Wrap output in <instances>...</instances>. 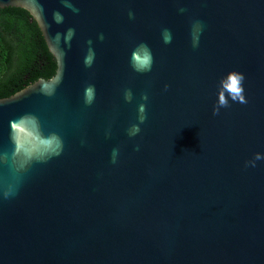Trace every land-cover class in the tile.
I'll list each match as a JSON object with an SVG mask.
<instances>
[{"label": "water", "instance_id": "1", "mask_svg": "<svg viewBox=\"0 0 264 264\" xmlns=\"http://www.w3.org/2000/svg\"><path fill=\"white\" fill-rule=\"evenodd\" d=\"M9 6L57 70L0 98V264H264V0ZM231 71L247 103L214 114Z\"/></svg>", "mask_w": 264, "mask_h": 264}, {"label": "trees", "instance_id": "2", "mask_svg": "<svg viewBox=\"0 0 264 264\" xmlns=\"http://www.w3.org/2000/svg\"><path fill=\"white\" fill-rule=\"evenodd\" d=\"M57 60L31 14L0 7V98L56 74Z\"/></svg>", "mask_w": 264, "mask_h": 264}, {"label": "clouds", "instance_id": "3", "mask_svg": "<svg viewBox=\"0 0 264 264\" xmlns=\"http://www.w3.org/2000/svg\"><path fill=\"white\" fill-rule=\"evenodd\" d=\"M192 38H193V45L197 46L198 45V34L195 31L193 32ZM165 42H170V35L166 36ZM141 48L143 49L144 54L138 55L134 53L133 67L136 71H140V72L150 71L151 65H152V57H151L150 51L147 49L146 46L142 45ZM90 62H91V57L86 58V61H85L86 65L90 64ZM244 79H245L244 74L238 71H231L228 73L226 78H222L220 82L221 87H222V92L218 95L217 104L213 109L214 114H218L219 109L221 107H228L229 98L233 102H239L242 104L247 103V99L245 98V95H244V86H243ZM85 96H86V102L91 103L93 99V88L91 86L86 89ZM125 98L127 100L132 99L130 91L126 92ZM143 99L147 100L146 94L144 95ZM138 111H139V117H138L139 121L140 123H143L144 120L146 119V106L144 104H140ZM139 131H140L139 124H133L129 129V135L135 136L136 134L139 133ZM115 155H116V151L114 150L113 152V162L114 163H115ZM261 159H264V156H262V154L260 153H257L255 154L254 159L249 161L248 163L254 167L255 162Z\"/></svg>", "mask_w": 264, "mask_h": 264}]
</instances>
